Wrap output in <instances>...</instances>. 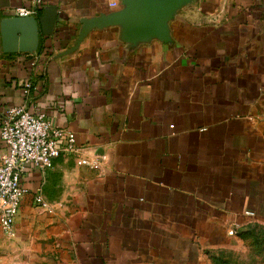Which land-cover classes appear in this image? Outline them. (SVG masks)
<instances>
[{
  "label": "crops",
  "instance_id": "crops-1",
  "mask_svg": "<svg viewBox=\"0 0 264 264\" xmlns=\"http://www.w3.org/2000/svg\"><path fill=\"white\" fill-rule=\"evenodd\" d=\"M30 1L0 0V129L26 104L105 160L28 167L0 264H209L230 231L264 224V0H186L162 28L85 35L132 0H43L50 36L14 16Z\"/></svg>",
  "mask_w": 264,
  "mask_h": 264
},
{
  "label": "built area",
  "instance_id": "built-area-1",
  "mask_svg": "<svg viewBox=\"0 0 264 264\" xmlns=\"http://www.w3.org/2000/svg\"><path fill=\"white\" fill-rule=\"evenodd\" d=\"M43 0H31L29 6L15 9L17 18H36L42 8ZM114 8L117 3H112ZM30 86L24 88L27 97ZM0 138L8 148L7 155L0 162V225L4 232L11 233L18 215L21 202L28 194L22 179L28 167L42 172L53 167L61 156L78 159L79 165L99 170L101 160L78 156L80 148L73 134L65 129L52 126L44 113H32L26 104L9 107L2 115ZM37 207L45 209L47 204L41 192L34 196ZM235 234V230L229 232Z\"/></svg>",
  "mask_w": 264,
  "mask_h": 264
},
{
  "label": "water",
  "instance_id": "water-1",
  "mask_svg": "<svg viewBox=\"0 0 264 264\" xmlns=\"http://www.w3.org/2000/svg\"><path fill=\"white\" fill-rule=\"evenodd\" d=\"M186 0H132V6L125 12L115 15L108 19H95L87 22L84 35L91 28L96 26L114 25L123 22H138L144 25L146 28H152L149 30H155L156 28H162L163 21L172 17L179 5ZM26 20V22L43 27V33L45 36H50L56 16L52 13H48L45 20H39L36 18H20Z\"/></svg>",
  "mask_w": 264,
  "mask_h": 264
},
{
  "label": "rangeland",
  "instance_id": "rangeland-1",
  "mask_svg": "<svg viewBox=\"0 0 264 264\" xmlns=\"http://www.w3.org/2000/svg\"><path fill=\"white\" fill-rule=\"evenodd\" d=\"M209 264H264V224L235 231L225 246L209 253Z\"/></svg>",
  "mask_w": 264,
  "mask_h": 264
}]
</instances>
